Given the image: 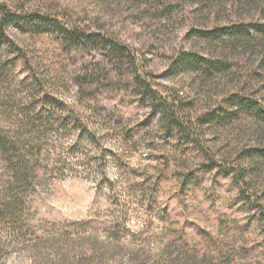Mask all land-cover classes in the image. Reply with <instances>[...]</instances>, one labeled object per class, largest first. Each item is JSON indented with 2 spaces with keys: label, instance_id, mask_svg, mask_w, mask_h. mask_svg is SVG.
<instances>
[{
  "label": "rangeland",
  "instance_id": "374dc122",
  "mask_svg": "<svg viewBox=\"0 0 264 264\" xmlns=\"http://www.w3.org/2000/svg\"><path fill=\"white\" fill-rule=\"evenodd\" d=\"M0 5L88 25L130 53L121 60L103 46L77 47L53 30L11 26L0 37V100L26 102L39 91L61 97L69 110L82 95L76 109L101 121L105 137L101 148L88 145L93 152H114L104 170L76 167L65 179L44 174L37 191L23 196L19 213L0 218V264H264V158L243 152L264 148V124L242 114L226 125L202 126L199 142L185 143L160 116L158 125L134 84L131 58L163 96L190 102L186 109L193 116L234 92L264 108V0ZM249 23L251 35H205ZM186 50L218 58L226 69L211 75L178 70L177 58ZM97 63L110 71V82L79 86L76 77ZM12 120L0 108V123ZM101 171L122 181L98 184L93 179Z\"/></svg>",
  "mask_w": 264,
  "mask_h": 264
},
{
  "label": "trees",
  "instance_id": "16d2710c",
  "mask_svg": "<svg viewBox=\"0 0 264 264\" xmlns=\"http://www.w3.org/2000/svg\"><path fill=\"white\" fill-rule=\"evenodd\" d=\"M11 26L33 33L53 30L74 46H103L109 54L114 53L121 60L130 55L127 54L125 46L110 35L95 31L88 25L64 22L48 14L28 13L23 9L13 10L0 5L1 38H4ZM253 27L252 23L218 26L206 31L205 35L210 39H219L227 34L251 35ZM259 30L264 31V25L259 27ZM131 58L135 67L134 84L140 89L143 100L149 102L152 114L158 117V125L160 116L171 133L176 134L185 143H198L202 126L226 125L240 118L242 114L253 116L259 120V124H264V108L261 102L239 92L228 95L224 104L193 116L186 109L190 102L183 101L179 96H163L150 82L145 71L138 69L132 54ZM177 60L178 70L183 71H203L211 75L226 69L220 59L208 57L198 51H182ZM99 66L97 63L93 70H87L84 75L77 76L78 85H101L110 82V71ZM2 71L1 68L0 74ZM26 100L14 103L0 100V108L4 107L5 115L13 119L12 123H0V218L19 213L26 205L23 196L37 191L44 174L49 175L48 179H65L70 176L66 172L76 167L92 169L97 166L104 170L114 155L112 149L102 147L99 153L93 152L94 149L88 145L95 144L97 148H101L102 138L105 137L99 128L101 121H93L91 115L80 113L79 109H76L82 105V95L73 99L72 104L68 103L69 110L66 108L67 102L55 94L41 95L38 91ZM15 107L17 109L13 110ZM243 152L247 158H264V148L261 147H248ZM101 173V176L93 179L97 180L98 184L107 182L112 186L122 181L119 177L112 181L104 172ZM157 184L158 180L149 186L153 189L157 188ZM256 206H259V203Z\"/></svg>",
  "mask_w": 264,
  "mask_h": 264
}]
</instances>
